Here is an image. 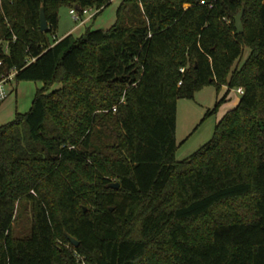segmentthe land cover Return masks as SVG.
<instances>
[{
	"label": "trees",
	"instance_id": "16d2710c",
	"mask_svg": "<svg viewBox=\"0 0 264 264\" xmlns=\"http://www.w3.org/2000/svg\"><path fill=\"white\" fill-rule=\"evenodd\" d=\"M112 1L3 0L6 65L44 85L0 126V264H264V0H123L110 28L55 37L61 6ZM206 85L244 93L178 160L177 100Z\"/></svg>",
	"mask_w": 264,
	"mask_h": 264
},
{
	"label": "rangeland",
	"instance_id": "374dc122",
	"mask_svg": "<svg viewBox=\"0 0 264 264\" xmlns=\"http://www.w3.org/2000/svg\"><path fill=\"white\" fill-rule=\"evenodd\" d=\"M115 6H108L99 15L96 16L93 25L89 28L92 29H104L108 28L110 23L109 17L113 14ZM80 21H76L70 13V6L63 5L59 9V27L56 31L55 37H61L65 31L75 28L72 32L75 37H78L85 30L86 26L79 24ZM54 36L51 37L53 40ZM51 40V41H52ZM249 49L244 50V58L248 55ZM22 80L18 84L24 85ZM39 82V81H38ZM31 83V82H30ZM17 84V85H18ZM34 85V82L32 84ZM237 88H234L229 94L230 100L224 101L218 108L217 112L207 115L208 110L212 109L217 100L224 95L226 89L222 87L219 91L215 85H206L197 90L194 98H179L177 100V127H176V140L178 149L176 151V158L183 160L192 155L195 151L206 144L213 136L215 127L222 117V112L229 108V104L236 102L240 94L236 92ZM85 209H88L87 205H83ZM17 220L14 224V233L16 235H22L28 233L31 227V207L30 204L24 203L19 205L17 212ZM60 250L63 248L73 252V247L63 241L58 242ZM77 262L80 264H87L83 257L76 253H73Z\"/></svg>",
	"mask_w": 264,
	"mask_h": 264
},
{
	"label": "crops",
	"instance_id": "0c3cea01",
	"mask_svg": "<svg viewBox=\"0 0 264 264\" xmlns=\"http://www.w3.org/2000/svg\"><path fill=\"white\" fill-rule=\"evenodd\" d=\"M122 2H123V0H113L111 2V4L109 5L111 7L115 6L113 14L108 19V21L110 23L109 25L113 26L116 23L117 12H118V9L121 6ZM70 9H71V7H70ZM84 18H85V22L79 23L82 26H86V28L82 32V34L85 33L87 28H89V26H87V25H90V27L93 25L94 20L96 19V16H94L93 18H90V19H86L87 18L86 16H84L83 19ZM111 26H109L108 28H110ZM108 28H104V29H108ZM74 29L75 28H72L70 30L65 31L64 34L59 38H62V37L67 36L69 34H71L73 36V38H77L74 36V33L72 32ZM23 82H24V85L20 86V84H18L16 87V90L13 91L0 104V126L3 124H6L8 122L13 121L16 118V115L18 113L25 114L26 112H28L32 106V103H33V100H34V97L36 95L37 90L39 88H42L44 85L43 82H41V81H39V82L38 81H23ZM32 82H34V85H30V84H32ZM222 87H224L226 89V91H225L224 95L222 94V96L220 98H222L223 96H227L225 101L230 100L231 98H228V97H229L230 92L232 90H234V88L229 90V88L226 85H224ZM236 92H237V90H236ZM239 100H240V96L237 97L236 102H232V104H229L230 105L229 108H226L222 112V117L226 114V112H228L229 110L234 108L238 104ZM222 117H221V119H222Z\"/></svg>",
	"mask_w": 264,
	"mask_h": 264
},
{
	"label": "built area",
	"instance_id": "2783aa9c",
	"mask_svg": "<svg viewBox=\"0 0 264 264\" xmlns=\"http://www.w3.org/2000/svg\"><path fill=\"white\" fill-rule=\"evenodd\" d=\"M2 3L3 0H0V9L2 10ZM202 4H205V0H201ZM210 7H212V4H210ZM97 10H93L91 8H85L83 10V14L81 15L79 9L76 7H71L70 13L72 14V17L76 21H80V23L85 22L84 16H86V19L93 18L96 14ZM8 26L11 29V35L8 37H4L0 39V104L13 92L16 90L18 80H17V74L19 72V69L16 67H9L6 65V58L11 56L12 53V44L17 41L18 36L13 31L11 26L8 24ZM36 59V57H30L28 62H32ZM181 71L184 72L185 68L182 67ZM182 82L180 81L179 84ZM237 92L242 95L244 93V89L242 87H238Z\"/></svg>",
	"mask_w": 264,
	"mask_h": 264
},
{
	"label": "water",
	"instance_id": "95a60500",
	"mask_svg": "<svg viewBox=\"0 0 264 264\" xmlns=\"http://www.w3.org/2000/svg\"><path fill=\"white\" fill-rule=\"evenodd\" d=\"M77 8H79V7H77ZM244 11H245V7H243L240 10V12L235 16V27H236L237 33H243L244 29H245L244 23H243ZM40 29H41V31H48L49 30V24H48V20H47V16H46V12H45L44 7L41 8V12H40ZM111 185H112V187H115V188L120 187L119 182H114ZM111 209H113V208L111 207ZM85 211H86V209H85ZM67 236L74 246H78L80 244V241L76 237L72 236L71 234H67Z\"/></svg>",
	"mask_w": 264,
	"mask_h": 264
}]
</instances>
